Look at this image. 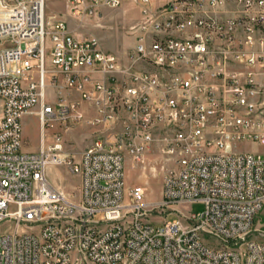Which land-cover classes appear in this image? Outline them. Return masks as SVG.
Masks as SVG:
<instances>
[{
    "label": "built area",
    "instance_id": "2783aa9c",
    "mask_svg": "<svg viewBox=\"0 0 264 264\" xmlns=\"http://www.w3.org/2000/svg\"><path fill=\"white\" fill-rule=\"evenodd\" d=\"M140 2L121 57L49 21L46 0H0V264H264V154L237 149L264 143V0ZM121 3L67 0L80 24ZM86 105L104 129L78 160L57 132L23 150L24 115L39 108L43 138ZM153 149L172 166L148 204L125 163ZM50 167L80 177L78 200ZM155 209L178 218L155 223Z\"/></svg>",
    "mask_w": 264,
    "mask_h": 264
},
{
    "label": "rangeland",
    "instance_id": "374dc122",
    "mask_svg": "<svg viewBox=\"0 0 264 264\" xmlns=\"http://www.w3.org/2000/svg\"><path fill=\"white\" fill-rule=\"evenodd\" d=\"M140 1L122 0L119 8L102 9L100 16L92 17L80 24L70 14L67 0H46V17L49 21H51V16H55L52 20H65L69 30L75 27L86 39L96 38L102 49L123 57L135 45L131 29L142 19L143 6ZM163 1L154 0L151 10L155 11ZM237 7L236 3H230L226 8L231 11ZM48 100L53 101L51 91H48ZM38 110L39 108L36 107L34 114H27L22 118L23 150L25 152H36L40 147L42 134L39 118L36 115ZM80 110L84 111L80 122L70 124L68 128L59 124H53L46 128V142L49 143L52 140L53 133H61L66 141L68 152L72 154L75 160L79 159L80 154L91 143L97 131L104 129V127L98 128L90 124V120L95 114L93 106H82ZM237 149L264 154V143H241L237 145ZM171 166L160 155V151L156 149L147 154L142 163H135L131 158H127L125 163L126 189L142 187L145 190V203L156 204L160 202L163 174ZM47 177L54 188L64 191L73 200L79 199L80 177L73 175L67 167H50ZM179 209L186 213L187 207L180 206ZM189 209L192 213L199 214L204 207L202 204L194 203L189 206ZM176 214V212L175 214L169 212L166 214L162 209H155L151 219L155 223H160L163 219L171 222L178 218ZM208 242L213 243L211 240Z\"/></svg>",
    "mask_w": 264,
    "mask_h": 264
},
{
    "label": "crops",
    "instance_id": "0c3cea01",
    "mask_svg": "<svg viewBox=\"0 0 264 264\" xmlns=\"http://www.w3.org/2000/svg\"><path fill=\"white\" fill-rule=\"evenodd\" d=\"M208 10H209L210 13H215V14L218 15V16H222V17H224V16L228 15V10H227V8H223V9H219V10H213L212 8H209ZM54 17H55V16H51V17H50L51 21H55V20H52ZM60 20H61V19H60ZM62 20H63V19H62ZM64 21H65V20H64ZM65 22H66V21H65ZM69 31H70L71 34H72L76 39H78V40H84V39H86L85 36H84L82 33H80V32L78 31V29H76L75 27L71 28ZM94 39H96V38H94ZM96 40H97V39H96ZM134 41H135V40H134ZM30 114H34V112H32V113H30ZM26 115H27V114H26ZM46 144H48V143L46 142V135H45L43 138L41 137V140H40V147H41L42 145H46ZM40 147H39V149H40ZM39 149H38L37 151H39ZM37 151H36V152H37Z\"/></svg>",
    "mask_w": 264,
    "mask_h": 264
}]
</instances>
